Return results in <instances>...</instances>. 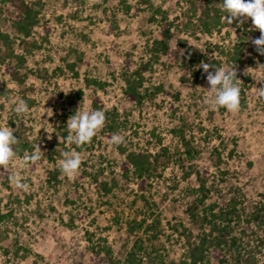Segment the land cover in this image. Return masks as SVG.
Returning <instances> with one entry per match:
<instances>
[{"label":"rangeland","instance_id":"1","mask_svg":"<svg viewBox=\"0 0 264 264\" xmlns=\"http://www.w3.org/2000/svg\"><path fill=\"white\" fill-rule=\"evenodd\" d=\"M24 1L36 17L27 36L12 25L11 1L0 0V32L9 37L7 45L0 41V125L28 145L0 166V264H127L129 253L132 264H182L187 231H199L185 207L200 195V178L207 196L199 213L209 214L212 203L214 211L234 207L225 264H264V97L253 79L264 76V55L251 43L260 35L251 18L228 25L221 0H203L209 30L188 0ZM151 5L171 21L167 55L149 52L162 37ZM178 38L201 61L235 67L238 110L205 102L207 81H192L201 61L183 66ZM237 48L242 59L234 63ZM136 68L145 93L140 103L123 93ZM18 99L27 113L12 112ZM81 103L103 111L105 121L79 150L67 140L66 122ZM113 134L120 144L110 142ZM36 144L39 158L23 161ZM69 150L81 156L72 176L59 167ZM128 151L148 155L143 187L122 167ZM13 175L27 188L17 187Z\"/></svg>","mask_w":264,"mask_h":264},{"label":"trees","instance_id":"2","mask_svg":"<svg viewBox=\"0 0 264 264\" xmlns=\"http://www.w3.org/2000/svg\"><path fill=\"white\" fill-rule=\"evenodd\" d=\"M10 1L11 5L17 11L13 17L12 25L16 31L24 36H27L30 33L32 26L36 23L35 11H33L31 5L24 0ZM188 2L191 5L189 8L191 12L195 13V10L199 9L203 15H205L206 19L204 27L206 30H209L207 23L209 11L206 6L203 7V0H188ZM151 6L153 7V10L158 13L161 19L160 28L162 37L152 40L149 52L153 56H157L159 54L167 55L170 50L169 39L173 36V32L171 31V21L168 20L164 9L159 6ZM214 11H216L215 8ZM0 41L7 45L9 42L8 34L0 32ZM177 42L179 46L184 49L182 59L183 66L193 67L201 61V54L191 49L184 39L178 38ZM13 57L17 58L19 63L23 61V57L21 55L14 54ZM231 58L234 63L241 62L242 53L239 48L231 54ZM207 63L217 66L219 64L218 60L215 59H212ZM196 68L197 69L194 71L196 73H194L192 81L197 84L207 81L206 74H203V70L198 67ZM18 80H22V77L18 76ZM91 81L97 84V86H101L99 81L94 79H91ZM141 86L142 75L140 70L136 68L126 77L123 93L129 100L140 103L145 97V93H143L140 89ZM159 89H162V86L156 85L155 90ZM63 135H65V133H63ZM83 145L84 144L76 148L80 150ZM27 146V143H20L17 140V143L12 147L14 152L21 154L22 149L27 148ZM150 166L151 163L148 155L139 151H128L125 154V159L122 164L126 176L130 174L134 179L138 180V185L140 187L144 186L145 180L150 175ZM51 176L54 177L55 175L52 174ZM100 185L105 192L109 191L110 188L105 182L101 181ZM197 189L200 191V195L193 197L192 200L187 203L185 211L187 212L190 220L199 226V231L194 235L191 231H187L186 250L182 264H225V248L233 242V236L231 235L232 226L230 221L233 216L234 207H230L228 211H222L221 209L214 211V204L212 203L210 205L209 214L206 212L199 213V204L203 203L205 197L207 196V189L202 178H200V185ZM126 260L127 264H132L135 261V256L132 253H129Z\"/></svg>","mask_w":264,"mask_h":264},{"label":"clouds","instance_id":"3","mask_svg":"<svg viewBox=\"0 0 264 264\" xmlns=\"http://www.w3.org/2000/svg\"><path fill=\"white\" fill-rule=\"evenodd\" d=\"M220 7L225 13L223 19L228 25H231L235 20L239 26L244 19L251 18L252 25L260 32L259 37L252 39L251 43L258 54L264 55V0H221ZM197 67L203 70V74H206L209 85L205 102L211 107H223L228 111L238 110L240 87L237 81L240 79L237 78L235 67L212 65L203 60ZM244 74L249 75L248 69L245 70ZM253 79L260 82L261 86L256 87V89L258 94L264 97V76H257ZM11 110L17 115H22L28 112V105L23 99H18L13 103ZM104 121L103 111L89 109L81 103L67 119V140L78 146L89 142L96 132L103 127ZM14 131L15 129L9 126L0 125V166L8 165L16 156L12 146L17 143L18 139L13 135ZM110 142L120 144L122 137L113 134ZM34 148L35 150L30 155L23 157V161H35L39 158L41 149L38 144ZM61 157L59 167L65 175L72 176L78 171L81 164V156L78 152L64 151L61 153ZM10 179L16 183L17 187L27 188V185L21 182L18 175H13Z\"/></svg>","mask_w":264,"mask_h":264}]
</instances>
